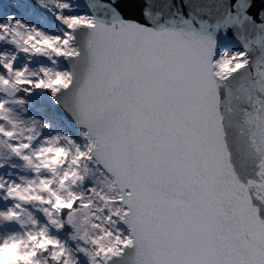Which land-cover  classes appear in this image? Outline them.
Returning a JSON list of instances; mask_svg holds the SVG:
<instances>
[{"label":"snow or ice","instance_id":"6c2138e0","mask_svg":"<svg viewBox=\"0 0 264 264\" xmlns=\"http://www.w3.org/2000/svg\"><path fill=\"white\" fill-rule=\"evenodd\" d=\"M0 264H264V0H0Z\"/></svg>","mask_w":264,"mask_h":264}]
</instances>
